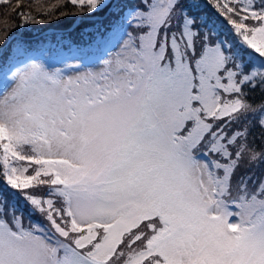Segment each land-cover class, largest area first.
I'll return each mask as SVG.
<instances>
[{
    "label": "snow or ice",
    "instance_id": "snow-or-ice-1",
    "mask_svg": "<svg viewBox=\"0 0 264 264\" xmlns=\"http://www.w3.org/2000/svg\"><path fill=\"white\" fill-rule=\"evenodd\" d=\"M68 2L116 19L93 66H0V264H264V0H212L229 39L196 0Z\"/></svg>",
    "mask_w": 264,
    "mask_h": 264
},
{
    "label": "rangeland",
    "instance_id": "rangeland-1",
    "mask_svg": "<svg viewBox=\"0 0 264 264\" xmlns=\"http://www.w3.org/2000/svg\"><path fill=\"white\" fill-rule=\"evenodd\" d=\"M56 1L61 2V0H19L20 3L25 4V5H33L36 6L34 8V10L32 12H34L33 14L35 15V18L38 20H42L44 21L43 24H50L52 25V27H55L58 31V34L61 35L62 33H64L68 38H74V39H79V38H83L84 40L88 41L89 43H93V44H98L101 43V45H104V40L107 38L108 33L110 31V25L112 24V22L116 19L115 16L110 15L108 12V9H103L101 11L96 12L93 16H87L85 20L78 22L76 25H72L71 27H68L70 24L64 23L62 22L63 19H73V18H79L80 15H74V13H77L78 9L76 7H74L72 4V10L69 11V9H65L63 11H59L60 13H54L52 14L53 17L51 16H46L42 19V17H39L46 14V13H41V14H37V11H40L41 9H47L50 10L53 8V6L56 5ZM29 2V3H28ZM123 3L132 6L136 3V0H122ZM196 2L200 5V9H202L203 14H201V17H206L209 24L210 20L207 16L211 17L209 15L210 11V7L208 5V1L207 0H196ZM16 3H18V0H9V3L7 4H3L0 3V27L1 24L4 23L3 18H6V16H4L6 14V11L9 10V8L13 5H15ZM54 5H51L53 4ZM45 5V6H43ZM48 5V6H47ZM43 6V7H41ZM43 11V10H42ZM46 12V11H45ZM61 13H64V15H61ZM2 15V17H1ZM8 19V16H7ZM6 19V21H7ZM76 19V20H77ZM74 20V21H76ZM19 21L23 22L22 17H20ZM50 21V22H49ZM73 21V22H74ZM36 26L35 29L40 28V25L42 26V24L40 23H34ZM28 26V25H27ZM27 26H20L18 25L15 28H11V31L9 33V31L7 32L8 34V38L7 40H4L0 43V66H3L5 64H14L18 59H20L21 57H24L26 55H29L31 52V49L35 46H33V41H35L37 43V45H39V50L35 51L37 54L32 56L35 59H37L38 61L45 63L48 66H52V67H64L65 63H82L81 59H80V55L77 53H74L72 55H68V57L66 58H61V53H65L67 52V50L65 48H61V46L57 45V41L59 39H53V35L57 34L56 32L52 31V30H48V31H43L44 29H40L38 32H35L33 34H22V36L20 34H15V31L19 32L24 30ZM228 28L229 26L226 25L224 27H220V30L216 29L219 33L220 31L222 32V37L225 39H229L230 37H228L226 35V33L228 32ZM19 29V30H17ZM224 29L227 30V32L225 33ZM42 31V32H41ZM46 38L42 35H44ZM5 35V31L3 30V32L0 34V41L3 39L2 37ZM17 38H23L22 40L18 41L16 40ZM15 40V41H14ZM27 40H29L31 42L30 45H28ZM7 43V44H6ZM100 45V46H101ZM19 46V47H18ZM53 47V48H49V47ZM72 48H76V47H81V46H76L72 45ZM94 53H100V48L99 47H95L93 48ZM19 54L18 56H15L16 54ZM53 56V60L49 61V56ZM96 54L95 55H89L88 60L90 59H94L96 58ZM73 57H79L78 59H73ZM14 59L11 63H9V61L11 59ZM21 62V61H20ZM95 60H92L91 62L89 61L88 63H82L85 64L87 66H93L95 64ZM19 63V62H18ZM0 80H2V73H0ZM249 101V100H248ZM262 102H264V99L259 100V101H249V103H251L253 106H258L260 105ZM3 185H0V188H2ZM18 198V196H13L10 197V199H16ZM32 220L34 222H39V219H35V217L32 218ZM24 224L25 226L29 224V218L28 216H25L24 218Z\"/></svg>",
    "mask_w": 264,
    "mask_h": 264
},
{
    "label": "trees",
    "instance_id": "trees-1",
    "mask_svg": "<svg viewBox=\"0 0 264 264\" xmlns=\"http://www.w3.org/2000/svg\"><path fill=\"white\" fill-rule=\"evenodd\" d=\"M26 1H29V0H26ZM207 1L209 2L208 5H209V7H210V11H208V12H209V15L211 16V17H209V16H207V17L209 18L211 25H214L216 29L220 30V27H224V26H226L227 23H226L225 20H223V18H221V17L217 14L216 10L213 8V6H212V0H207ZM28 3H29V2H28ZM19 4H20V7L17 8V7H16V6H17V3H16L15 5L11 6V7L9 8V10L6 11V14L4 15V16H6V18H3L4 23L1 24V27H0V34L3 32V30L5 31V34H6V33L8 32V30L12 28L13 25H23V22L19 21V19H20V17H21V16L19 15V13H30L32 16L35 17L36 14H33L34 12H32V11L34 10V8H35L36 6H33V5H25V4H22V3H20V2H19ZM58 4H62L63 6L56 8V10L53 11L52 14H54V13H57V14H58V13H60L59 11H63V10H65V9H69V11H71V10L73 9L72 6H71V3L68 2V0H61V2L56 1V5H58ZM51 5H54V3L51 4ZM56 5H55V6H56ZM43 6H45V5H43ZM43 6H41V7H43ZM47 6H48V5H47ZM13 9H16V11L14 12ZM47 9H48V8H47ZM47 9H41L40 11H37V14L46 13V12H47ZM42 10H43V11H42ZM45 11H46V12H45ZM198 11H199V14H200V15L203 14L202 9L199 8ZM7 16H8V19H7ZM46 16H48V15H47V14H44V15H42V16L39 15V17H42V19H43L44 17H46ZM1 17H2V15H1ZM51 17H53V15H52ZM79 17H80V19H79L78 22L83 21V20L86 19L85 17H83V15H80ZM6 19H7V21H6ZM76 19H77V18H73V19H63L62 22L67 23V24H70V23H72V22H73L74 20H76ZM40 24H41V23H40ZM35 26H36V25H35L34 23L29 22L28 26H27L24 30L19 31V32L15 31V34H14V35H16V34H20V35L22 36V34H24V33L30 35V34H33V33H35V32H38L40 29L51 28V27H52L51 23H50L49 25H48L47 23H46V24H43V23H42V26L40 25V28H38V29H35V28H36ZM17 30H19V29H17ZM224 31H225V33L227 32L226 29H224ZM54 32H55V31H54ZM9 33H10V32H9ZM9 33H8V34H9ZM8 34H7V35H8ZM220 35H221V38H223V37H222V32H221V31H220ZM4 36H5V35H4ZM4 36H3V37H4ZM42 36L44 37V35H42ZM3 37H2V38H3ZM42 39H43V38H42ZM2 41H4V39H2V40L0 41V43H1ZM82 42H83L84 44L88 45V41L82 39ZM27 43H28V45L31 44V42H30L29 40H27ZM32 44L35 45V44H37V43H36L35 41H33ZM262 99H264V96L261 95V92H260L259 89H257L255 92H249V93H248V100H249V101H259V100H262ZM254 131H256V130H254ZM257 139H259V137H258V132H257ZM17 199H19V198H17Z\"/></svg>",
    "mask_w": 264,
    "mask_h": 264
}]
</instances>
